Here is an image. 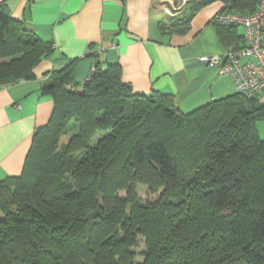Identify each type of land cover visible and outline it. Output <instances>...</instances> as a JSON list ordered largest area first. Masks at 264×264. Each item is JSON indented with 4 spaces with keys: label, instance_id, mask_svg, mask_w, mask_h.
I'll list each match as a JSON object with an SVG mask.
<instances>
[{
    "label": "trees",
    "instance_id": "trees-1",
    "mask_svg": "<svg viewBox=\"0 0 264 264\" xmlns=\"http://www.w3.org/2000/svg\"><path fill=\"white\" fill-rule=\"evenodd\" d=\"M216 1L259 9L187 0L160 33L185 35ZM212 24L225 51L243 46L241 24ZM52 51L0 1V88L34 79ZM78 60L47 73L50 117L21 172L0 179V264H264V88L184 112L168 93L134 92L117 62L96 61L78 81ZM139 184L151 197L140 200Z\"/></svg>",
    "mask_w": 264,
    "mask_h": 264
},
{
    "label": "crops",
    "instance_id": "crops-1",
    "mask_svg": "<svg viewBox=\"0 0 264 264\" xmlns=\"http://www.w3.org/2000/svg\"><path fill=\"white\" fill-rule=\"evenodd\" d=\"M0 1L53 45L51 56L34 67V79L0 88V179L21 172L33 131L50 117L53 102L42 92L47 73L73 58H79L72 72L78 81L96 61L117 62L134 92L168 93L184 112L235 92L227 75L200 60L225 51L210 22L222 9L219 1L203 7L182 36L159 31L160 22L180 12L182 0ZM87 52L95 55L83 57Z\"/></svg>",
    "mask_w": 264,
    "mask_h": 264
},
{
    "label": "built area",
    "instance_id": "built-area-1",
    "mask_svg": "<svg viewBox=\"0 0 264 264\" xmlns=\"http://www.w3.org/2000/svg\"><path fill=\"white\" fill-rule=\"evenodd\" d=\"M210 22L241 24L244 44L240 48L227 50L222 54L202 56L200 60L216 66L220 74L227 75L234 85L235 92L251 96L262 91L264 88V0H259V9L249 15L219 11L211 17ZM92 71L94 66L90 69V72Z\"/></svg>",
    "mask_w": 264,
    "mask_h": 264
},
{
    "label": "rangeland",
    "instance_id": "rangeland-1",
    "mask_svg": "<svg viewBox=\"0 0 264 264\" xmlns=\"http://www.w3.org/2000/svg\"><path fill=\"white\" fill-rule=\"evenodd\" d=\"M240 30H241V27H240ZM206 64H208V63H206ZM258 96L260 98V101H263L264 100V90L262 92H260ZM256 128H257L259 137L260 138H264V121L263 120L256 121ZM71 134H72V132L67 130L66 134H64L62 140L66 141ZM136 191H137V195L140 198V200H145L147 197H151V196H149L147 194L148 190H147V187L145 185H141V184L137 185V190ZM118 195L120 197H124L125 196V192L121 191V192L118 193ZM143 247H144V243H143L142 240H140L139 246L137 247V250H140ZM141 259H142V257L137 256V260L140 261Z\"/></svg>",
    "mask_w": 264,
    "mask_h": 264
}]
</instances>
